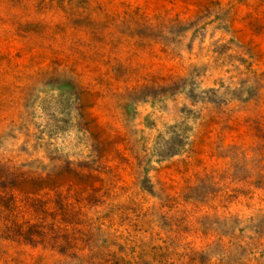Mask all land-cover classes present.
<instances>
[{
  "label": "rangeland",
  "instance_id": "rangeland-1",
  "mask_svg": "<svg viewBox=\"0 0 264 264\" xmlns=\"http://www.w3.org/2000/svg\"><path fill=\"white\" fill-rule=\"evenodd\" d=\"M0 264H264V0H0Z\"/></svg>",
  "mask_w": 264,
  "mask_h": 264
}]
</instances>
